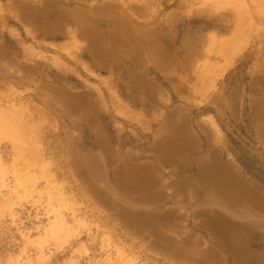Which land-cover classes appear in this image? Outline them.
<instances>
[{"label": "rangeland", "instance_id": "rangeland-1", "mask_svg": "<svg viewBox=\"0 0 264 264\" xmlns=\"http://www.w3.org/2000/svg\"><path fill=\"white\" fill-rule=\"evenodd\" d=\"M0 264H264V0H0Z\"/></svg>", "mask_w": 264, "mask_h": 264}, {"label": "bare ground", "instance_id": "bare-ground-1", "mask_svg": "<svg viewBox=\"0 0 264 264\" xmlns=\"http://www.w3.org/2000/svg\"><path fill=\"white\" fill-rule=\"evenodd\" d=\"M213 164H214V163H213ZM204 168H206V167H204ZM215 172H216V171H215ZM218 172H219V171H218ZM209 174H211V172H210ZM218 174H219V173H218ZM225 174L227 175V172H226V171L224 172L223 175H225ZM207 177H209V176H207ZM223 177H224V176H223ZM215 178H216V177H215ZM219 178H220V177H219ZM211 179H212V178H211ZM216 179H217V178H216ZM225 179H226V178H225ZM217 180H218V179H217ZM224 185H225V184H224ZM221 186H223V185H221ZM227 186H228V188L233 187V186L231 185V183L227 184L226 187H227Z\"/></svg>", "mask_w": 264, "mask_h": 264}, {"label": "trees", "instance_id": "trees-1", "mask_svg": "<svg viewBox=\"0 0 264 264\" xmlns=\"http://www.w3.org/2000/svg\"><path fill=\"white\" fill-rule=\"evenodd\" d=\"M250 171V170H249Z\"/></svg>", "mask_w": 264, "mask_h": 264}]
</instances>
